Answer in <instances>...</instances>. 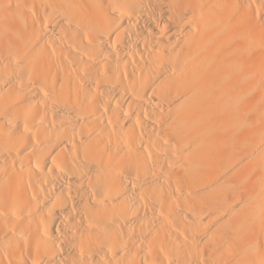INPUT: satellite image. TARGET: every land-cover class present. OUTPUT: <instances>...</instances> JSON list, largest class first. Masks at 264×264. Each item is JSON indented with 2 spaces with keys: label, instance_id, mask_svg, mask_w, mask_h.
<instances>
[{
  "label": "bare ground",
  "instance_id": "6f19581e",
  "mask_svg": "<svg viewBox=\"0 0 264 264\" xmlns=\"http://www.w3.org/2000/svg\"><path fill=\"white\" fill-rule=\"evenodd\" d=\"M0 264H264V0H0Z\"/></svg>",
  "mask_w": 264,
  "mask_h": 264
},
{
  "label": "rangeland",
  "instance_id": "374dc122",
  "mask_svg": "<svg viewBox=\"0 0 264 264\" xmlns=\"http://www.w3.org/2000/svg\"><path fill=\"white\" fill-rule=\"evenodd\" d=\"M66 233H67V230H66ZM66 233H65V236H66ZM65 236L63 235V238H62L61 240L65 239V238H64Z\"/></svg>",
  "mask_w": 264,
  "mask_h": 264
}]
</instances>
